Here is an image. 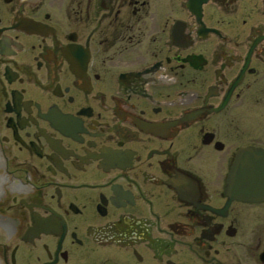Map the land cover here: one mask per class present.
I'll return each instance as SVG.
<instances>
[{
	"label": "flooded vegetation",
	"instance_id": "obj_1",
	"mask_svg": "<svg viewBox=\"0 0 264 264\" xmlns=\"http://www.w3.org/2000/svg\"><path fill=\"white\" fill-rule=\"evenodd\" d=\"M0 145V264H264V0H0Z\"/></svg>",
	"mask_w": 264,
	"mask_h": 264
},
{
	"label": "water",
	"instance_id": "obj_2",
	"mask_svg": "<svg viewBox=\"0 0 264 264\" xmlns=\"http://www.w3.org/2000/svg\"><path fill=\"white\" fill-rule=\"evenodd\" d=\"M244 166L245 171H252L253 173H262L264 175V162L258 161H246L241 163L239 161L235 162L233 171L234 174L242 169ZM237 171V172H236ZM232 174L231 183L234 184L236 176ZM258 186L264 187V181H261ZM33 184L30 182H22L18 177L14 176L6 170V157L3 154L2 147L0 145V195L6 192L16 191V192H27L33 190ZM264 196V188H261L259 192L256 193H244L245 196L254 195Z\"/></svg>",
	"mask_w": 264,
	"mask_h": 264
}]
</instances>
